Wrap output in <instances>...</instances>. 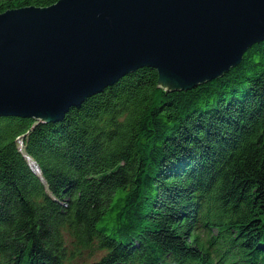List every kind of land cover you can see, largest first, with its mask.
I'll use <instances>...</instances> for the list:
<instances>
[{"label":"trees","instance_id":"1","mask_svg":"<svg viewBox=\"0 0 264 264\" xmlns=\"http://www.w3.org/2000/svg\"><path fill=\"white\" fill-rule=\"evenodd\" d=\"M158 80L58 122L0 116V264H264V40L192 89Z\"/></svg>","mask_w":264,"mask_h":264},{"label":"water","instance_id":"2","mask_svg":"<svg viewBox=\"0 0 264 264\" xmlns=\"http://www.w3.org/2000/svg\"><path fill=\"white\" fill-rule=\"evenodd\" d=\"M264 40V0H58L0 12V116L58 122L145 66L189 90Z\"/></svg>","mask_w":264,"mask_h":264},{"label":"rangeland","instance_id":"3","mask_svg":"<svg viewBox=\"0 0 264 264\" xmlns=\"http://www.w3.org/2000/svg\"><path fill=\"white\" fill-rule=\"evenodd\" d=\"M102 254H103V252L97 251L93 256H87V257H85V259H83L81 261L93 260V259L101 257Z\"/></svg>","mask_w":264,"mask_h":264}]
</instances>
